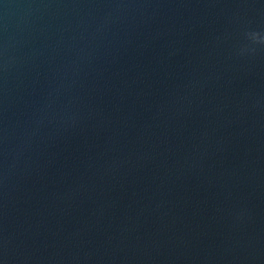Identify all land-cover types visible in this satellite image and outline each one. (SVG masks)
<instances>
[{
    "label": "water",
    "instance_id": "95a60500",
    "mask_svg": "<svg viewBox=\"0 0 264 264\" xmlns=\"http://www.w3.org/2000/svg\"><path fill=\"white\" fill-rule=\"evenodd\" d=\"M0 264H264V0H0Z\"/></svg>",
    "mask_w": 264,
    "mask_h": 264
},
{
    "label": "clouds",
    "instance_id": "9594fccd",
    "mask_svg": "<svg viewBox=\"0 0 264 264\" xmlns=\"http://www.w3.org/2000/svg\"><path fill=\"white\" fill-rule=\"evenodd\" d=\"M251 36H252V38H253V37H257L258 34H257V33H252Z\"/></svg>",
    "mask_w": 264,
    "mask_h": 264
}]
</instances>
